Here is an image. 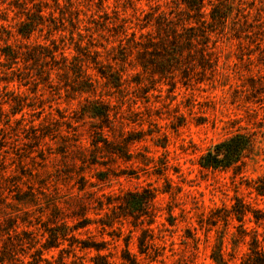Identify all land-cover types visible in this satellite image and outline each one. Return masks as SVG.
<instances>
[{"label":"rangeland","instance_id":"obj_1","mask_svg":"<svg viewBox=\"0 0 264 264\" xmlns=\"http://www.w3.org/2000/svg\"><path fill=\"white\" fill-rule=\"evenodd\" d=\"M57 1L60 6L54 0H0V27L14 31L16 23L26 20L25 14L39 4L47 17L54 15L55 23L62 27V21L65 28L50 34L44 27L30 39L13 35L8 43L23 51L25 46L52 47L51 36L70 62L78 55L76 43L98 49L104 63L113 62L118 50L106 51L118 46L120 27L131 26L135 29L128 33L139 32L137 26L145 13L159 8L169 12L173 6L171 0ZM68 10L79 13V29L67 21ZM48 24L54 28L49 19ZM217 52L220 59L215 74L208 73L202 83L189 87L179 83L175 89L168 81L153 86L143 76L138 86L134 81L140 69L131 66L123 87L115 89L89 65L88 73L97 81L95 96L78 93L73 71L67 74L59 69L62 62L58 68L47 64L45 68L52 72L47 83L32 61L20 60L13 75L3 67L8 64L2 59L0 193L13 204L0 206V223L13 217L21 229L54 228L61 223L60 217L82 214L83 205L89 208L87 216L95 219L98 198L104 202L112 197L119 204L128 193L153 189L157 193L151 227L155 246L150 254L157 259L151 262V258L138 257L142 264H216V258L244 264L253 231L264 246V215L255 213H264V199L253 188L254 181L264 177V53L225 36ZM116 67L120 69V63ZM86 100L109 106L112 121L107 125L81 121ZM237 133L256 139L252 154L241 166L229 170L199 166L203 154ZM18 196L22 202L15 200ZM239 205L250 209L244 218L247 235L234 214ZM254 214L261 218L258 222ZM24 217L29 225L22 223ZM146 219L137 229L134 218L123 220L112 234L117 242L96 225L88 233L81 231L80 237L108 241L116 259L131 235L129 249L139 255L138 238L148 226ZM119 232L122 235L117 238ZM92 254L77 251L85 264H91ZM74 260L69 257V262Z\"/></svg>","mask_w":264,"mask_h":264},{"label":"trees","instance_id":"obj_2","mask_svg":"<svg viewBox=\"0 0 264 264\" xmlns=\"http://www.w3.org/2000/svg\"><path fill=\"white\" fill-rule=\"evenodd\" d=\"M54 2L56 6H60L59 1L54 0ZM171 2L173 6L169 12L160 8L151 13L143 12L145 14L142 24L137 26L139 32L133 30L128 33V30L135 28L131 26L127 28L125 25L120 27L122 36L118 37V46H111L108 50L102 46L108 53L118 50L115 52V57L111 58L113 62L108 59L107 63L102 61L103 53L98 49L93 51L89 46L85 47L81 43L75 44L78 55H74L73 61L70 62L64 48L51 36L49 41L52 47L25 46L23 51L20 46L9 44L8 41L13 35L30 39L36 31L44 27L50 30V34L53 31L59 32L58 29H65L62 21L63 28L55 23L54 15L50 14V17H47L44 7L34 4V11L26 13V20L16 23L13 27L14 31L0 27V41L4 42L3 46L0 44V63L4 59L8 65L3 67L14 75L16 74L14 65L20 60L26 63L32 61L37 66L38 76L42 78L45 76V81L50 83L52 72L45 67L51 62L58 68L62 62L59 69L67 74L69 70L73 71L78 93L95 96L97 81L88 73L89 65H92L99 78L106 80V85L115 89L122 88L126 82L128 66H131V69H140L135 74L134 81L138 86L143 83V76V78L147 77L149 84L153 86L168 81L175 89L179 83L186 87L191 86L193 82L202 83L208 73L212 76L217 72L220 59L217 52L218 43L224 36L229 37V40L238 41L240 45L246 43L248 47H255L264 53V0H171ZM68 14L67 21L71 27L79 29V13L68 10ZM61 15L64 13L62 12ZM47 18L54 28L49 24L46 25ZM78 36L82 38L79 32ZM71 39L74 40L73 34ZM58 55L61 57L60 60ZM119 63L120 69H117L116 65ZM42 65L44 66L39 68ZM21 77L19 81L22 82L24 78ZM86 101L87 104L81 106V121L89 119L101 121L105 125L112 121L109 106H100L97 100ZM255 145L256 139L253 135L237 133L215 144L200 157L198 164L205 170L236 168L243 164L244 158L252 154ZM115 153L119 152L116 150ZM253 188L257 196L264 199V177L257 178ZM156 195L153 189L131 192L126 194L123 202L119 204H115L116 200L112 197H106L104 202L98 198L97 207L93 208L98 218H89L87 216L89 208L83 205L82 214H76V216L82 215V218L72 220L76 216H63L59 219L61 223L54 228L45 225L41 230L29 229V226H26L28 229H21L18 219L8 217L0 223V264H85L84 260H79L77 251L94 253L89 260L91 264H142L138 257H148L152 259L151 262L156 261L157 256L152 258L150 254V250L155 246L154 231L151 227L155 220L152 210ZM15 200L23 201L22 196L16 197ZM12 204L5 194L0 193V206ZM235 209L234 214L240 223L239 227L243 229L242 233L247 235L244 218L250 209L244 205L236 206ZM255 213L264 215L262 211ZM171 215L169 218L172 217ZM254 215L258 222L261 218L257 214ZM129 217L134 218L135 229L145 224L147 219L144 220V217L149 219L147 228H143L141 237L138 238L139 255L129 249L131 235L125 239V248L116 259L108 241L97 242L80 237L81 231L88 233L91 227L96 225L102 232H107L112 237V241L117 242L112 234L120 229L117 227L122 226L123 220ZM69 220H72V224H69ZM26 221V217L22 218V223L28 224ZM253 232L248 258L244 264H264L263 241L259 240L257 231ZM119 235H122V232L118 233L117 238L121 237ZM64 243H68V248H63ZM71 256L75 260L78 259L69 262ZM214 261L216 264H227L223 258H216Z\"/></svg>","mask_w":264,"mask_h":264}]
</instances>
